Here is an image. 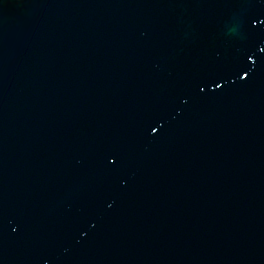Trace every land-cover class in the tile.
<instances>
[{
	"label": "water",
	"instance_id": "water-1",
	"mask_svg": "<svg viewBox=\"0 0 264 264\" xmlns=\"http://www.w3.org/2000/svg\"><path fill=\"white\" fill-rule=\"evenodd\" d=\"M261 21L0 0V264H264Z\"/></svg>",
	"mask_w": 264,
	"mask_h": 264
},
{
	"label": "snow or ice",
	"instance_id": "snow-or-ice-1",
	"mask_svg": "<svg viewBox=\"0 0 264 264\" xmlns=\"http://www.w3.org/2000/svg\"><path fill=\"white\" fill-rule=\"evenodd\" d=\"M261 23H264V21H261ZM247 76H248L247 71H244V72H243V77H247ZM243 77H242V78H243Z\"/></svg>",
	"mask_w": 264,
	"mask_h": 264
}]
</instances>
